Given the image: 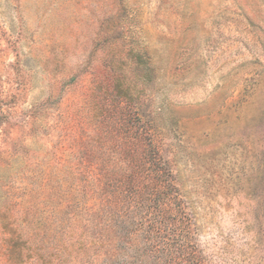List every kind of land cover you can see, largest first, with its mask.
Instances as JSON below:
<instances>
[{
    "label": "rangeland",
    "instance_id": "374dc122",
    "mask_svg": "<svg viewBox=\"0 0 264 264\" xmlns=\"http://www.w3.org/2000/svg\"><path fill=\"white\" fill-rule=\"evenodd\" d=\"M136 145L197 264H264V0H0V264H35Z\"/></svg>",
    "mask_w": 264,
    "mask_h": 264
},
{
    "label": "trees",
    "instance_id": "16d2710c",
    "mask_svg": "<svg viewBox=\"0 0 264 264\" xmlns=\"http://www.w3.org/2000/svg\"><path fill=\"white\" fill-rule=\"evenodd\" d=\"M117 155L122 160L113 168L120 178L88 182L92 204L82 208L75 201L70 212L65 210L70 224L55 245L37 235L28 247L21 244L33 253L35 264H197L190 220L174 191L175 176L165 170L155 148L124 146ZM15 222L0 213L4 228L18 232ZM8 247L12 255L17 243Z\"/></svg>",
    "mask_w": 264,
    "mask_h": 264
}]
</instances>
